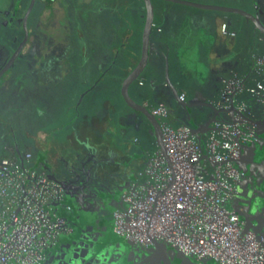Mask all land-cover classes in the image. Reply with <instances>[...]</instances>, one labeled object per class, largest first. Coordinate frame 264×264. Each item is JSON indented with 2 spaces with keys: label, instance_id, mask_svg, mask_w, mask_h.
<instances>
[{
  "label": "built area",
  "instance_id": "1",
  "mask_svg": "<svg viewBox=\"0 0 264 264\" xmlns=\"http://www.w3.org/2000/svg\"><path fill=\"white\" fill-rule=\"evenodd\" d=\"M221 31L234 34L227 24ZM259 40L264 45V33ZM256 72L253 85L237 77L225 82L221 104H235L236 112L216 122L205 140L188 125L172 127L166 107L149 108L161 123L164 150H156L142 180L112 208L116 234L147 247L163 241L186 255L221 264L264 262L262 247L230 205L239 178L238 139L242 144L254 139L245 118L247 104L237 103L235 96L245 92L264 105V54L256 59ZM179 100L185 102V94ZM32 157L0 159V264H38L72 230L62 185L30 166Z\"/></svg>",
  "mask_w": 264,
  "mask_h": 264
},
{
  "label": "crops",
  "instance_id": "2",
  "mask_svg": "<svg viewBox=\"0 0 264 264\" xmlns=\"http://www.w3.org/2000/svg\"><path fill=\"white\" fill-rule=\"evenodd\" d=\"M187 1L241 9L258 16L264 24V0H250L252 3L255 2L253 9H249L243 2L235 5L229 3L228 0L219 2H207L206 0ZM43 2L45 0H36L31 10V12L34 11L35 21H33L30 31L41 24L40 18L43 11L38 12L37 7L45 8ZM31 3L32 0H0V12H4L0 13V23L1 21L3 23L8 21L12 17L10 21L16 24L19 23L17 26L25 29V17L31 7ZM77 5L76 2L74 9H77ZM82 6L85 13V6ZM184 6L187 7L184 14H187V17L193 20L190 29L195 30V33L188 34L189 32H186V29L183 30V33H177V30L184 24L171 27L168 18L170 9L158 12L154 4V19L157 17L160 25H157L152 30L150 36L147 66L143 74L131 85L129 90L133 99L148 108L156 107L159 101L164 102L169 110L166 120L174 128L182 125L189 126L190 124L187 120V112L179 106L170 86L167 84L168 76L177 88L179 95L185 94L186 101L190 99L199 100L220 107L222 106L225 82L237 77L246 84L253 85L259 78L256 72V59L264 54V45L259 40L262 32L248 17L235 12ZM133 10L135 12L138 11L140 14L139 6L135 5ZM75 12L80 15L81 10H76ZM85 16V14L82 15V17ZM139 22L141 25L144 23L141 19ZM207 22L210 23V28ZM223 24H227L228 31L234 34H223L221 31ZM19 31L20 28L14 34L16 39H13L14 41H20L21 34H18ZM140 34V38L137 41L139 42L140 40L141 42L140 51L138 47L140 53L139 55H136V53L134 55L133 53L130 62L124 68V75L123 77L120 76V86L122 87L124 80L132 73L141 58L143 26ZM130 36L133 37L134 35L127 34L120 43V47H113L111 51V62L113 63L110 62L108 65L101 62L98 63V67L101 66L100 75H103L98 85L89 87V85H92L89 84L84 92L82 91V94L72 99L75 106L73 117L67 118L62 113L60 114V117L64 116V118L62 121L59 120L61 123L55 131L56 137L60 140V146L55 147L52 145L54 151L48 154L45 151V147L40 148L42 152L37 154L31 151H23L16 137H14L10 142L0 143V159L8 157L20 160L25 153H31L33 157L30 166L44 172L52 180H55L51 177L54 175L59 180H66L68 179L66 176L69 175L71 166L81 167V161L86 159L89 153H92L97 155V158L107 159V161H104L102 169L107 172V176L109 175L108 177L112 179L113 183H126V189L137 185L142 180L144 170L151 156L159 148L156 138L151 133V126L150 124L148 125V122L144 120L140 113H136L141 119L138 124L135 125L130 122L129 118L134 115V112L129 110L122 94L123 105L120 104L122 106L118 109V113L114 118H111V116L112 112L116 113V109L111 108L109 99L99 102L95 100L99 96L102 82L103 80L105 81V75L111 69L113 70L116 59L120 55V50L129 44ZM28 40H30V36ZM57 58L61 64L64 56L60 54ZM19 62L20 58L13 63L14 66L10 65L7 70L16 69L18 67L16 64ZM60 64L57 69L59 72L66 69ZM6 71L3 72L0 78V93L3 92L5 95H7L11 84L22 82L21 79L25 77V73H21V76L19 74L15 78H10L12 74H7L8 72L6 73ZM188 78L192 79L193 82H188ZM235 98L237 103L245 102L247 109H253L260 103L259 100L245 92L238 93ZM117 103H120V101ZM81 109H85V112L81 111ZM99 109L101 111L102 109H107L108 118H103L100 112L96 114ZM129 112H131V116H125ZM192 114L198 115L196 123L199 125L198 135L201 140H205L208 137L216 122L227 121L231 118L230 114L223 113L220 116H216L217 119L209 125L212 120L213 110L199 104L192 108ZM133 126H135V129L142 128L143 132L139 133L135 130L137 133L134 132L132 135ZM69 127L72 129L65 130V128ZM120 131H122V134H119ZM106 133L113 135V138L111 136L113 144L108 141L107 138H110V136H105ZM96 134L98 135L97 138L105 141L106 147L102 148L96 144ZM118 135L121 139H119ZM196 137L198 136L196 135ZM33 140L35 139L33 138Z\"/></svg>",
  "mask_w": 264,
  "mask_h": 264
},
{
  "label": "rangeland",
  "instance_id": "3",
  "mask_svg": "<svg viewBox=\"0 0 264 264\" xmlns=\"http://www.w3.org/2000/svg\"><path fill=\"white\" fill-rule=\"evenodd\" d=\"M76 2L77 9H74ZM228 2L235 5L243 2L249 9L255 6V2L252 3L250 0ZM137 4L138 0H61L56 2L54 7H37L38 12L43 11L41 24L30 31V40L25 43L24 39L22 51L17 56L20 58V62L16 64L18 67L6 71L7 74H12L10 78H15L19 74L21 76V73H25V77L21 79L22 82L11 84L7 95L0 93V143L10 142L16 137L23 151L38 154L42 152L40 148L45 147L47 154L52 153L53 146L61 144L56 137V128L64 116L70 118L75 113L72 99L82 94L89 84L94 85L96 80L98 84L101 80L99 72L101 66L98 67V63L108 65L112 61L113 47H120L127 34L134 35L130 36L129 44L121 48L116 65L110 70L111 77L103 80L99 96L95 99L98 102L109 99L111 108L116 109V113L112 112L111 118L117 115L118 109L123 105L120 76L123 77L124 68L130 62L133 53L134 55L140 53L141 42L137 41L142 32V25L139 22L141 18L138 11L133 10ZM154 4L158 12L170 9L168 18L171 27L184 24L177 33H183L184 29L189 32L188 34L195 33V30L190 29L193 20L184 14L186 6L165 0H154ZM82 5L85 6V13ZM76 10H81L82 14L79 15ZM83 14L86 16L82 17ZM10 20L9 18L8 22ZM33 20L35 21L34 18ZM207 25L211 27L209 22ZM8 28L9 26L0 24V33ZM7 38V43L3 45L7 50L1 55L3 59L12 51L13 46L10 35H7ZM60 54L64 56L61 64L57 58ZM13 63L11 65L14 66ZM59 64L66 69L57 71ZM190 81L193 82L188 78V82ZM118 101L120 103H117ZM99 112L103 118H108L107 109L102 111L99 109L96 114ZM61 113L64 116L60 117ZM129 120L136 125L141 119L134 114ZM133 127L132 135L135 130L143 132L142 128ZM119 134H122V131ZM105 136H110L105 138L112 142L113 135L106 133ZM97 137L96 134V144L102 148L106 147L105 141Z\"/></svg>",
  "mask_w": 264,
  "mask_h": 264
},
{
  "label": "water",
  "instance_id": "4",
  "mask_svg": "<svg viewBox=\"0 0 264 264\" xmlns=\"http://www.w3.org/2000/svg\"><path fill=\"white\" fill-rule=\"evenodd\" d=\"M188 6H195L211 10H221L242 14L251 19L258 29L264 33V24L260 18L254 14L241 9L230 8L219 5L201 4L187 0H166ZM32 0L31 7L25 17V43L29 39L27 28L28 16L35 4ZM147 10L145 28L143 32L142 55L129 76L124 80L122 87V97L129 110L140 113L148 125L151 126V133L156 138L158 146L164 150L162 142V128L160 121L152 115L150 109L131 97L130 87L143 74L149 59L150 36L154 26V4L153 0H144ZM21 45L10 60L9 64L0 71V78L13 61L19 55ZM167 84L170 86L173 96L179 106L188 114L189 126L199 140V125L196 123L198 115L192 114L195 105H204L213 110L212 124L223 113L230 114L233 118L236 107L235 104L226 106H216L211 103L199 100H188L181 102L179 92L167 77ZM126 116V115H125ZM245 116V115H244ZM247 119V117L245 116ZM249 120V118L247 119ZM250 122V120H249ZM251 123V122H250ZM255 125L254 140L247 144H242L238 139L242 155L241 160L235 161V166L242 173L238 181L236 200L234 208L241 219L250 225L257 233L264 244V119L260 122H253ZM75 167V166H74ZM76 168V167H75ZM70 168L68 179L59 180L55 175L51 176L62 186L67 188L70 181L74 180L77 169ZM38 264H221L213 258L205 257L199 259L195 255H186L178 248L166 244L165 242H155L153 246L147 247L135 241L129 240L116 234L108 219H102L96 215H87L82 221H78L77 228L68 236L58 240L46 252L45 257ZM264 264V262L262 263Z\"/></svg>",
  "mask_w": 264,
  "mask_h": 264
},
{
  "label": "flooded vegetation",
  "instance_id": "5",
  "mask_svg": "<svg viewBox=\"0 0 264 264\" xmlns=\"http://www.w3.org/2000/svg\"><path fill=\"white\" fill-rule=\"evenodd\" d=\"M17 24L19 25V23ZM17 24H14L15 26L10 29L13 36L14 33L20 28L19 26H17ZM24 39L25 37L21 40L15 52L7 54L3 61L0 62V71H2L9 64L10 60L13 58L19 47L23 45ZM134 114H136V112H134ZM246 117L247 119L249 118L251 122L249 123L252 124L253 130L255 131V125L253 124V122H260L264 119V105L259 103V105H257L253 109H247ZM242 152L243 150L241 151L240 149V156L238 158L239 160H241ZM104 161H107V159H100L97 158V155L89 153L86 159L81 161V167L75 168L74 166H72V168L77 169L74 180L69 182L67 188L62 186L65 195V204L70 206L71 209L66 214L68 217L67 219L69 222V226L72 228L71 233L74 229L77 228L78 221L84 220V218L89 214L96 215L102 219H108L110 221L112 208L120 204L122 194L126 191V183L115 184L112 182V179L108 177L109 175L107 176V172L102 169V166L105 163ZM236 169L238 172L239 181L242 173L238 170L237 167ZM238 181L233 198L230 202V205L235 212L236 210L234 208V204L236 200ZM236 214L239 216L237 212ZM239 218L242 222H244L246 231L250 232L254 236V238L260 244L264 251V244L258 237L257 233L254 231V229H252L249 224L243 221L240 216ZM68 234L62 235L61 238L68 236Z\"/></svg>",
  "mask_w": 264,
  "mask_h": 264
},
{
  "label": "trees",
  "instance_id": "6",
  "mask_svg": "<svg viewBox=\"0 0 264 264\" xmlns=\"http://www.w3.org/2000/svg\"><path fill=\"white\" fill-rule=\"evenodd\" d=\"M61 0H45V2H43L44 4H45V6H47V7H54L55 6V4H56V2H60ZM166 1V0H165ZM153 2H154V0H153ZM138 6H139V9H140V14H139V17H141V20L144 22L143 23V32H144V28H145V22H146V15H147V10H146V7H145V2H144V0H138V4H137ZM34 12V11H33ZM33 12H31L30 13V15H29V18H28V24H27V28H28V30H29V34H30V29L32 28V23H33V18H34V15H33ZM0 13H4V12H0ZM139 13V12H138ZM11 19H12V17H11ZM155 21H154V26H153V29H155L156 27H157V25H160V23H159V19L157 18V17H155V19H154ZM12 22V23H11ZM1 26H3V25H7V27L9 26V28L5 31V32H2V33H0L1 35H2V39H0V49H1V53H0V62L1 61H3L2 59L3 58H1V55H3V53L7 50L6 49V47L5 46H3L4 44H6L7 43V35H10V37H11V39H10V42H11V45H13L12 46V48H11V50L12 51H10L11 53H13V52H15L16 51V49H17V47H18V45H19V43L21 42V40L25 37V29L24 28H22V27H20V31L18 32V34L20 35V41H14L15 40V37L13 36V34H12V31L10 30V29H12L13 28V26H15L16 25V23H14L13 21H4V23L1 21ZM15 24V25H14ZM29 25H30V28H29ZM22 32V33H21ZM15 34V33H14ZM3 35H6V36H4L3 37ZM30 36V35H29ZM14 39V40H13ZM5 42V43H4ZM3 43V44H2ZM10 52L8 53V54H10ZM116 65V64H115ZM102 76L103 75H101L100 76V79H102ZM108 77H111V71H109L108 72V74L107 75H105V80H106V78H108ZM101 81V80H100ZM97 86L98 84H97V82H96V84H94V85H89V87H91V86ZM131 88V87H130ZM157 106H165V107H168L164 102H158V104H157ZM156 106V107H157ZM130 111H133V110H130ZM134 112V111H133ZM137 113V112H136ZM131 112H129V113H126L125 115L127 116V117H130L131 115ZM30 162H31V160H30ZM30 162L28 163L29 165H30ZM70 219H71V216H70Z\"/></svg>",
  "mask_w": 264,
  "mask_h": 264
}]
</instances>
